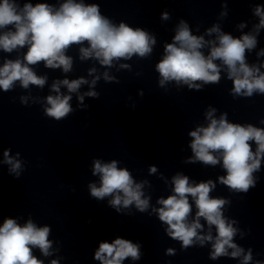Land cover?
I'll return each instance as SVG.
<instances>
[{
	"label": "clouds",
	"instance_id": "9594fccd",
	"mask_svg": "<svg viewBox=\"0 0 264 264\" xmlns=\"http://www.w3.org/2000/svg\"><path fill=\"white\" fill-rule=\"evenodd\" d=\"M254 14L259 17V23L254 26V33L234 37L223 32L218 25L207 29V35L216 34L214 40H205L203 35H193L189 25L181 20L175 29L171 43L164 46V55L156 64L160 75L159 84L163 87L167 82L174 81L178 86L186 84L189 90L200 91L204 85L217 84L221 80V72L226 71L227 79L232 81L231 93L234 96L251 97L253 93L264 94V72L255 64L246 61V51L253 50L257 45V35L264 28V5H257ZM167 12L162 13V19L167 20ZM245 27L244 24L239 25ZM87 42V47L83 46ZM156 39L141 28L129 27L121 22L114 24L100 12L97 3L86 4L83 0H63L59 7L46 2L32 3L30 0H0V50L11 53L24 49L23 58L5 59L0 66V89L8 92L18 81L20 87L28 89L30 85L43 89L47 76L37 75L35 66L43 63L49 69H61L63 73L72 70L73 58L66 55L72 45H80V59H95L101 66L112 67L114 61L130 59L133 55L145 58L151 54ZM208 49L207 54L203 51ZM264 56V50L257 53ZM219 61V63H216ZM122 68H129L121 64ZM96 72L89 69V75ZM99 76L94 77L89 85L94 87ZM105 81L115 78L103 73ZM89 81L81 77L69 80L67 78L54 80L51 92L44 98L45 116L56 121L65 119L74 109L70 104L72 94H77L79 104H83L85 96L98 98L99 93L89 90L82 95L79 89ZM67 89V94L61 92V87ZM26 103V98H21ZM216 109L206 113L207 126H197L190 131L192 137L190 148L193 153L190 163L197 161L204 165L220 164L225 175L219 182L230 190L247 193L255 187L254 173L261 169L264 160V128L252 124L231 123L227 114L215 118ZM264 124V119H261ZM255 144V151L252 145ZM10 150L3 152V162L9 165V173L19 178L23 163L11 156ZM19 156V153L16 154ZM157 171L151 166L150 173ZM92 175L99 177V184L90 183L88 188L91 197L103 200L111 197L109 205L118 213L121 208L131 205L144 212L149 208V197L142 191L145 182L137 183L127 168L118 167L117 160L102 163L99 159L92 162ZM172 195L159 198L161 206L154 208L159 220L167 225L166 233L174 240L181 242L182 249H187L194 243L211 242L210 258L215 260L221 256L240 257L244 250L238 247L233 238L237 229L233 227L236 221L224 217L222 209L228 200L214 198L210 192L215 183L209 179L200 183L189 181V177L176 174L172 178ZM191 198V202L190 199ZM195 205V216L189 221ZM201 218L208 226L207 234L203 230ZM215 226L216 235H212ZM51 228L48 225L38 227L29 218L20 224L16 219L4 217L0 223V264H44L33 254V249H39L41 255H52V241L49 240ZM228 249H232L229 253ZM169 255L175 250L169 248ZM140 259L139 245L128 239L116 238L111 243L103 241L94 253V259L100 264H122L126 258ZM251 249L243 255L241 264H250ZM50 264H59L56 259ZM257 264L261 262L257 261Z\"/></svg>",
	"mask_w": 264,
	"mask_h": 264
}]
</instances>
